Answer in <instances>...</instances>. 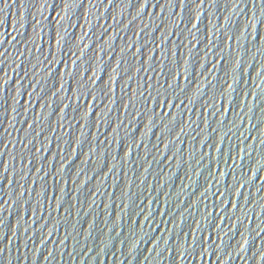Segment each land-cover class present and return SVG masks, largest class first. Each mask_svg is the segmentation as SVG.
Instances as JSON below:
<instances>
[{
  "label": "water",
  "instance_id": "1",
  "mask_svg": "<svg viewBox=\"0 0 264 264\" xmlns=\"http://www.w3.org/2000/svg\"><path fill=\"white\" fill-rule=\"evenodd\" d=\"M0 264H264V0H0Z\"/></svg>",
  "mask_w": 264,
  "mask_h": 264
}]
</instances>
